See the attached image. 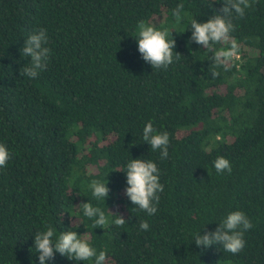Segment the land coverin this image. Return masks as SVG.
Segmentation results:
<instances>
[{
	"label": "trees",
	"instance_id": "1",
	"mask_svg": "<svg viewBox=\"0 0 264 264\" xmlns=\"http://www.w3.org/2000/svg\"><path fill=\"white\" fill-rule=\"evenodd\" d=\"M232 17L238 57L208 71L212 53L191 38L190 22H206L222 0H0V264H39L34 236L50 226L55 240L76 231L105 264H264V0ZM184 7L178 21L172 10ZM169 33L174 61L152 69L138 50V23ZM46 31L47 67L21 76L29 35ZM179 53V57L176 58ZM151 122L169 133L168 156L143 140ZM218 156L232 171L217 173ZM159 169L157 211L126 196L131 159ZM93 180L107 183L105 202ZM105 212L94 228L82 203ZM233 211L253 227L238 254L197 247L195 234L214 232ZM127 222L115 226L112 213ZM146 221L148 230L140 223ZM45 264H94L60 253Z\"/></svg>",
	"mask_w": 264,
	"mask_h": 264
},
{
	"label": "clouds",
	"instance_id": "2",
	"mask_svg": "<svg viewBox=\"0 0 264 264\" xmlns=\"http://www.w3.org/2000/svg\"><path fill=\"white\" fill-rule=\"evenodd\" d=\"M254 2V0H253ZM223 7L218 13L211 16L206 22H198L192 19L190 22L191 38L188 44L195 41L203 49L212 53L208 71L215 78L219 75L217 68L222 67L228 70L230 61L234 58L238 51L237 43L232 40L227 48L214 49V45L228 43L230 41V33L234 30L232 17L235 14L238 17L245 15L246 9L252 7L250 0H222ZM183 4H178L172 10V15L179 21ZM138 38H135L138 44V50L142 54L144 61L148 62L152 69L166 70L174 61L173 50L175 48V40L168 39L169 33L162 31L153 25L146 24L141 21L138 23ZM48 37L44 29H39L29 35L21 49V56L30 57L27 66L20 69L21 76L35 78L40 71L47 67V60L50 49L46 47ZM176 58L179 53H176ZM143 140L150 145L152 150H160L161 159L168 156L169 133L158 132L151 122H148L143 128ZM10 159V152L7 146L0 144V168H4ZM214 168L217 173L232 171L231 164L228 159L218 156L214 161ZM127 185L126 196L131 203L140 210L146 211L149 215L157 211L156 205L159 203V192L163 191V185L159 182V169L157 165L150 160L140 158L131 159L125 170ZM107 183H101L93 180L89 187L92 195L98 200L105 202L109 195ZM83 215L90 219L94 218L93 227L104 229L109 224V219L105 212L99 207H94L90 202L82 203ZM112 213V212H111ZM116 218L112 223L117 227L123 226L127 221L119 214L112 213ZM251 220L242 211H233L229 213L214 232L198 233L194 236L197 247H210L214 244L222 246L223 250L233 255L241 252L246 241L244 240V232L252 228ZM142 230H148L149 224L146 221L140 223ZM54 229L50 226L45 231H40L34 236V247L39 253V264H45L46 260L53 257L58 252L66 256L69 260L89 261L94 258V264H105L107 254L100 251L97 254L95 248L90 246L87 239L82 238L76 231L62 232L55 240Z\"/></svg>",
	"mask_w": 264,
	"mask_h": 264
},
{
	"label": "rangeland",
	"instance_id": "3",
	"mask_svg": "<svg viewBox=\"0 0 264 264\" xmlns=\"http://www.w3.org/2000/svg\"><path fill=\"white\" fill-rule=\"evenodd\" d=\"M237 57H238V54H236L235 58H237Z\"/></svg>",
	"mask_w": 264,
	"mask_h": 264
}]
</instances>
